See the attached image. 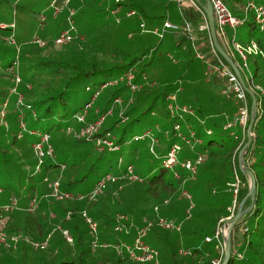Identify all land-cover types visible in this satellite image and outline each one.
<instances>
[{
    "label": "trees",
    "instance_id": "16d2710c",
    "mask_svg": "<svg viewBox=\"0 0 264 264\" xmlns=\"http://www.w3.org/2000/svg\"><path fill=\"white\" fill-rule=\"evenodd\" d=\"M3 2L9 3L10 0H0V5ZM224 2L242 21L240 26L246 28L249 35L246 41L243 36L238 40L244 45L253 43L257 49L256 53L246 51L251 77L244 69H239L246 86L257 99L251 129L252 140L243 163L254 175L255 188L252 196L246 198L244 203L243 208L249 209L232 227L231 253L227 264H264V31L258 28L250 10L247 12L248 18H245L243 8L246 0ZM110 3L113 5L111 1L105 0H71L70 6L76 11L74 20L77 31L83 39H73L61 47L53 44V38L66 27V9L59 12H63L64 18V25L60 30L56 31L53 27L46 35L34 36L24 44L17 40L13 21L7 23L13 26L0 28L8 31L4 33L6 37L0 38V200L10 203L11 199H16L20 204L29 203L33 198L38 200L37 209L33 213L23 212L19 215L21 212H10L5 231L9 245L0 242V264H151L135 262L125 252L118 254L112 245L122 242L131 244L135 235L134 226L143 224L145 218H153L157 215L156 212L158 216L177 217V223L180 222L183 226L182 229L180 226L181 230L154 227L149 231L145 241L159 251V264H212L214 259H220L221 264L224 250L221 253L215 241L206 242L205 238L214 233L218 222L228 214L226 207L231 203L232 195L230 194L226 203L219 189L233 179L235 172L240 179L237 206L249 191L250 178L240 170L238 159L239 151L247 142V134L246 131L245 134L241 131L239 125L233 129H224L228 120L225 121V115L233 119L238 115L240 107L232 95L228 97L220 93L223 80L216 73L206 80L205 72L217 63V59L211 50L208 31L198 29L202 23L201 13L194 6L184 7L175 0H125L122 12L135 10L138 14V17H133L136 27H133L134 21L130 19L122 26L113 20L116 26L110 27L112 20L109 21L107 17ZM236 3L239 9L235 7ZM50 8L49 13L37 11L40 14L37 20L40 24L47 20H57L60 14H55L53 8ZM165 20L178 25V31L167 29L162 39L152 33L140 31L141 21L147 28H153L160 27ZM185 25H189L191 30H184ZM256 31L259 33L255 36ZM129 32L133 35L130 36ZM227 33L229 34V30ZM38 38L43 44L37 41ZM197 53L202 55V59L196 57ZM227 53L239 68L241 60L238 54ZM217 55L227 64L218 52ZM16 60L17 72L19 73L20 64L24 72L23 77L19 73L21 82L17 85V90L23 95L24 104L31 105V109L25 113L26 130L21 137L18 136L21 129L16 120V106L12 112L15 114L16 129L11 130L6 120L9 96L14 95L16 100V95L10 93L14 86L11 68ZM132 68L134 81L143 84L142 89L134 94L130 93L125 81H119L123 73ZM82 76H94L96 80L84 85L88 99L69 114L68 95ZM107 79H116L118 82L105 87L111 88L100 104L95 106L105 88L94 99L93 94ZM171 93L177 94L180 104L193 109L196 117L200 118L199 121L186 115L181 118L177 115L168 116L166 97ZM116 98L122 100L120 104L114 103ZM246 99L251 113L249 94H246ZM6 100L7 105H4ZM91 101V106L86 108L83 119H80L79 115ZM108 109H112V113L106 116L100 128L89 139L76 137L75 132L95 121ZM27 114L30 118L28 124L32 128L28 127ZM150 115L153 116L151 126H143V132L151 131L158 140L167 134V143L163 150H156L155 147L153 151H150L149 143L148 155L140 154V145L137 143L149 142V138L140 137L143 132L138 133L137 126ZM45 119L53 120L44 130L33 128L39 120ZM175 123L179 125L178 131L174 129ZM248 123L249 119L246 126ZM158 124L162 126L155 133L153 130ZM189 126L195 133L192 137H189V131L186 130ZM34 130L50 134L53 154L45 158L39 168H35V156V167L25 170L17 157L23 158L27 154L21 152L27 146L25 133L26 137H35L34 141L37 140L36 135L29 133ZM51 133L57 134V138H53ZM183 135L189 137V143L182 139ZM108 136L114 139L120 149L97 151L101 154H117L115 163L121 164V168L114 174L120 178L110 183L95 200L88 197L65 201L50 198L53 199L50 203L49 199H45L44 195L48 194L50 184L54 181H58L63 192H72L74 196L83 194L72 191L85 176H70L76 162L69 164L67 169L69 154L64 147L89 143L96 150L95 140ZM34 141L28 145L35 155L31 145ZM176 144L178 163L173 169H167L162 160L170 147ZM129 146L128 160L119 163L118 158L123 159L122 153ZM12 147H15L17 155L13 152L11 154ZM198 153H203L206 157L193 175L181 166V162L194 159ZM145 158H150L152 164L155 160H160V164L156 170L152 168L149 176L142 177L136 170L142 168L141 159ZM135 161L140 163L134 170ZM129 165L140 176L141 181L123 177ZM108 166H114L113 162H109ZM205 189H208L207 196L211 197L206 198V201ZM183 190L193 193V208L181 198ZM151 198L152 206L148 208L146 205ZM206 202L217 207L210 218L200 223L198 220L203 215L199 213L200 210L193 211L205 208L203 204ZM83 212L96 222V232L89 228ZM118 215L122 219L118 220ZM207 221L213 226L209 232L204 231ZM115 225L127 227V233L116 232ZM65 232L71 237V241L66 238ZM18 233H21V239L17 238ZM93 241L97 242L95 248ZM36 242L39 244L35 245ZM40 242H45L44 247L40 246ZM198 242L201 243L198 245ZM104 243L108 246L104 247ZM14 244L17 248L12 246ZM182 246L185 253L180 250Z\"/></svg>",
    "mask_w": 264,
    "mask_h": 264
},
{
    "label": "built area",
    "instance_id": "2783aa9c",
    "mask_svg": "<svg viewBox=\"0 0 264 264\" xmlns=\"http://www.w3.org/2000/svg\"><path fill=\"white\" fill-rule=\"evenodd\" d=\"M124 1L125 0H112L113 5L110 8H108L109 12L114 16H117L118 13L121 12L120 8L122 7V3ZM175 1H177L181 6L184 7L194 6L201 13L202 23L198 27V29L208 31L211 42V50L217 59V63L209 67L205 72L206 80L209 79L210 75L216 73L223 80V85L221 87L220 93L224 96L234 95L236 97L237 103L239 104L240 107L238 115L232 119L233 121L231 120L232 123H228V124L226 123L224 125V129L227 130L232 126L239 125L242 128V132L245 134V127L249 119V116L251 114L249 112L248 102L246 99L247 92L243 89L236 74L234 73L232 68L228 65V63L226 64L221 59L218 58L217 51L213 45L210 36L207 17L203 9L198 5V3L195 0H175ZM70 2L71 0H52L50 4L55 14L61 12L62 9L67 10V14H66L67 25L65 28L60 30L58 34L53 38V44L58 47L69 43L73 39H83V36L78 34L75 20L73 19L75 10L70 6ZM210 3L213 8L216 35L219 42H222L225 45L231 44L234 51L238 54L241 60L239 69L240 68L244 69L248 74V76L251 77L250 69L247 66L246 51L256 53L257 49L255 48V45H253V43L250 46L244 48L240 45V43L236 42V35H237L236 28L240 26L242 21L232 13L230 8L225 4L224 0H210ZM243 10L246 12L245 18H248L247 12L250 10L253 13L254 21L258 25V28L261 31H264V7L262 5L254 3L251 0H246V5L243 8ZM135 14H137L135 10H128L125 12L126 17L134 16ZM10 26H13V24H9L8 26L5 23H0V28L5 29L6 27H10ZM139 27L141 32L152 33L160 39L163 38L165 32H167L166 31L167 29L178 31V25L173 24L168 20H165L160 27L147 28L143 22L140 23ZM183 29L188 31L191 30L189 25H185ZM228 30H229V34L227 33ZM38 40L39 38L37 39V41ZM10 41L13 42L12 39H10ZM39 43L43 44V41L39 40ZM16 50L18 53L19 48H17ZM196 57L202 59V55L200 53H197ZM17 67H18V61L16 60L11 68V72L13 74L14 86L10 89V93L16 95V100H15L16 115H17L16 120L18 121L19 123L18 126L21 129L18 133V136L21 137L23 135V132L26 130L25 122H24L25 112L26 110L31 109V105L24 104V97L17 90V85L21 82V78L19 76V73L17 72ZM143 78L146 79V77L144 76ZM134 79L135 77H134L133 68L123 73V76L119 78V81L126 82V85L131 94L137 93L142 89L143 86L142 83L135 82ZM117 82L118 80L116 79H107L106 81L101 83L98 91L95 94H93V99L96 98V96L99 94V91H101L103 88L107 86L116 85ZM132 96L130 98L131 103L133 102ZM176 98H177L176 93H171L166 97L167 108L169 111H171V113H173L172 116L177 115L180 118L183 115L190 117L195 116L193 109L187 107L186 105L179 104ZM121 101L122 100L120 98H116L114 100V103L120 104ZM91 104L92 101L86 105L84 112L81 115H79L80 119H83V116L85 115L86 112V108L90 107ZM4 105H7V100L4 102ZM111 113H112V109H108L107 111H105V113L101 114L95 121L81 128L78 132H75L76 137H86L89 139L100 128L106 116L110 115ZM33 115H35L34 111H33ZM1 117L2 118L4 117V112L2 113ZM174 129L176 131L179 130L178 123H175ZM187 130L189 131V137H192L195 134L194 131L190 129V127ZM29 133H32L37 136V140L34 141L32 146L35 152V156L38 159L37 168H39L44 163L45 158L51 157L53 154V148L49 141L50 134L44 132H38L35 130ZM144 136L149 138L148 140L150 143V151H153L154 146L158 144V138L151 131L143 132V135H141L140 137L144 138ZM165 136L167 137V134H165ZM189 137L183 135L182 139L186 140V142L189 143ZM94 145L96 150L107 149L109 151H114L120 149L119 146L116 145V143L114 142V139L109 138V136L106 138H97L94 142ZM177 150H178L177 144L170 147V149L168 150V152L166 153V155L162 160V163L165 168L173 169L176 166V164L178 163ZM205 157H206L205 154L198 153L194 159H187L181 162V166L186 170H188L191 174H195L197 168L205 160ZM122 161H123L122 158H118L119 163H122ZM123 177H126L132 181H141L140 176L134 173L131 165L127 167V170L124 172ZM119 178L120 176H117L115 174L106 173L95 183L91 191L88 193L89 194L88 198L95 200L97 196L101 194L110 183L117 181ZM53 185H54L53 195L55 197L52 198H55L56 200L75 198L74 194L69 191L63 192L61 190H57L58 181H54ZM230 187L233 194V199L232 202L226 208L228 214L224 219H221L218 222L214 233L211 236H207L205 238L206 242L215 241L216 247H218L221 253H223L224 250L223 238H224V232H226V227H227L225 221L229 220L234 215L237 206V194L240 188V179L237 175V172H235L234 174L232 182L230 183ZM86 195L80 194L77 198L82 199L86 197ZM181 195H182L181 197L187 200H191V195L187 190H183ZM45 196H47V194H45L44 197ZM48 199L50 200V198ZM34 202L36 205H33ZM15 204H16V200H13L10 203H8L6 206L3 205V208L5 211L7 210L11 211ZM30 205H32L33 208H36L38 204L33 198V200L30 201ZM192 206L193 204H190V208H192ZM154 209L155 211H157V207H155ZM83 216L85 217V220L88 223V226L92 230V232H96V227H97L96 222L93 221L89 216H87L86 212H83ZM157 218H159L158 215L155 219H149L150 221H146L145 218L143 224L138 226L135 225L134 226L135 235L132 243L129 244L126 242H122L121 244H119L118 254L122 255L125 252L131 260L141 261L144 263L158 264V255H159L158 250L150 246L145 241L146 236L148 235L149 231L154 227L161 226V227L179 230L180 224H178L177 221L175 220H166L164 218H159V219ZM64 234L66 235V238L69 241H71V237L66 232ZM0 242L4 243L5 245H9V243L7 242V236L3 231H0ZM96 246H97V242L93 241V247ZM103 246L106 247L108 246V244L104 243ZM219 263H220V259H214L212 261V264H219Z\"/></svg>",
    "mask_w": 264,
    "mask_h": 264
},
{
    "label": "rangeland",
    "instance_id": "374dc122",
    "mask_svg": "<svg viewBox=\"0 0 264 264\" xmlns=\"http://www.w3.org/2000/svg\"><path fill=\"white\" fill-rule=\"evenodd\" d=\"M105 1H111L112 2V0H105ZM251 1H253L254 3L259 4V5L262 4V6L264 5V0H251ZM50 2H51V0H10L9 3L8 2H3L0 5V22H4V23L7 24L10 21H13L15 23L16 30H17V40L21 44H24V42H26V41H28L30 39H33L34 36L46 35L48 33V31L50 29H52L53 27H55L56 31H58L64 25V18H63V14H62L63 12L59 13L60 15H58V18H57L56 21L47 20L43 24H40V22L37 21L40 18V14H38V12L40 10L45 11L47 13L50 12V9H51L50 8ZM111 6H112V4L109 7H111ZM122 8H123V6L120 8L121 12H119L117 16H114L113 14H111L108 11V16H107L108 20L109 21L112 20L111 23L109 24L110 27H115L116 26V24L114 22L120 23L119 25L122 26L124 23H126V20L130 19L131 21H134L133 17L127 18L125 16V12H122L123 11ZM117 17H118V20H117ZM73 19H74V17H73ZM113 20H114V22H113ZM7 25L9 26V24H7ZM65 25H67L66 22H65ZM136 25H137V23H135V21H134L133 27L135 28ZM76 27H77V25H76ZM0 32H1L0 33L1 34L0 38H3V37H6V35L4 33H7L8 31L0 29ZM236 32H237V35H236L237 36L236 37L237 41H239L238 38L241 35L244 37V41L249 39V35L247 33L246 28H244L242 26H239V27L236 28ZM129 33H130V36L133 35L132 32H129ZM258 33H259V31L258 32L256 31L254 33L255 36L258 35ZM147 35H149V34H145V36H147ZM238 43H240V42H238ZM240 45L242 47L246 48V47L250 46L251 44L244 45L243 43L242 44L240 43ZM225 47H227V45H225ZM160 48L162 49V46H160ZM19 73L23 77V73L24 72L21 69V64L19 66ZM95 80H96V78L94 76H89V77L82 76V77H80L78 83L74 87V90L72 92H70V95H68V103L69 104H68V110L67 111H68L69 114H70L71 111H73V109H75V107H77V105H81L83 103V101L88 99L89 95H88L87 92H85L84 85L87 82L95 81ZM110 88L111 87L105 88L101 92V94L99 95V97L96 100L95 106L97 104H100L101 99L107 95V93L109 92ZM228 97H230V96H228ZM232 97H234L235 102H237L236 97L234 95H232ZM176 100L180 104L178 98H176ZM14 109H15V96L14 95H10L9 96V105H8V109H7L8 110V115H7L6 120L8 122L9 127L11 128V130H15L16 127H17V123H16V120H15V114H12ZM60 110L62 111V107H60ZM35 112H36V110H35ZM167 113H168V116H172V114H173V113H171V111H169ZM36 114H37V112H36ZM156 114H157V116L159 115L158 113H156ZM26 116H27L26 118H27V124H28L29 123L28 120L30 118H28V114ZM146 118H147L145 120L146 122L143 120L137 126V132L140 133V134L144 130L143 126H145L146 128L151 126V119L153 118V116L150 115V117L147 116ZM191 119L194 120V121H199L200 118L196 117V115H195ZM226 119H228V120L226 121ZM231 119L232 118H229L227 115H225V121H226L225 124L226 123L227 124L228 123H232L233 120L231 121ZM52 120L53 119L39 120L35 124V126L33 128L39 129V130H44L46 126L51 124ZM158 125L159 126L156 127L153 130L155 133H157L158 130L160 129V127L162 126V124H158ZM28 127L32 128V127L29 126V124H28ZM231 128L233 129V128H235V126H232ZM231 128H229V129H231ZM245 131H247V126L245 127ZM51 135L53 136V138H57V134L51 133ZM129 137H130V135L128 136V138ZM165 137L159 138L158 144L154 146V148L156 147V150H160V149L163 150L165 148V145L167 143ZM25 138H26L25 140L27 142L26 143L27 146H26V148H24V150L22 149L21 152H23V153L27 152V154L23 158H19V156L17 158H18V162L20 164H22L23 169L26 170V169H28V167H30L32 169L35 167V155H34L33 151H31V149L29 148V145H28L29 142L34 141L35 137H26V133H25ZM137 144L140 145V146L138 145L139 148H140V154L144 153V154L148 155L149 142H147V141H139ZM179 144H180V142H178V145ZM54 145L56 147V143ZM129 148H130V146L128 148H125L123 153H122L123 154V161H127L128 158H129V156H128ZM14 149H15V147L11 148V154L14 153V155H17V152H15ZM64 150H65L66 153L69 154V157L67 158V169H68L69 164L73 163V161L76 162V165H74L73 169L71 170L72 173L70 174V176L79 177V178L85 176L83 181H81L77 186L73 187L72 191H74V192H79V193H83V194L88 193L90 191V189L93 187V185L96 183V181L99 180L102 176H104L106 172L114 174L119 168H121V166H120L121 164L118 165L117 163H115V160H116V157H117L116 153L106 152L105 154H101V152H98L97 150H95L92 147V145L89 144V143H80L79 146H74V147H64ZM141 161L143 163V166L141 165L142 168H138V170H136V171L137 172L139 171L138 174L141 175L142 177L149 176L150 175V171L152 170V168L154 170H156L157 167L160 164V160H158V161L155 160V163L152 164V161L150 160V158H145L143 160L141 159ZM109 162H113L114 166H112L110 168L108 166ZM139 163H140V161H137V163H136V161L134 162V164H133L134 165V170H135V166L139 165ZM37 165H38V159L36 158V167L35 168L38 167ZM198 168H197V170H198ZM139 169H141V170H139ZM38 172H41V170H39ZM196 173H197V171H196ZM195 174H193V175H195ZM195 180H196V178H194V181ZM231 182H232V179L230 181H228L225 186H222L219 189L220 190V194H221V196H223V199H224V201H226V203H228V200L230 198V194L232 195V199H233V194H232L231 187H230V183ZM57 190H61L59 183H58V189ZM207 190L208 189H205V191H204V200L205 201H206V198H208V199L211 198L210 196H207ZM53 193H54V185H53V183H51L50 187H49L48 194H47V196H45V199L48 200V198L55 197L53 195ZM216 193H218V189H216ZM88 195L89 194H87L86 197H88ZM190 195H191V200H187V199H185L183 197H181V198H183L185 201H187L188 204L189 203L190 204H194L195 198L193 196V193H190ZM78 196H79V194L75 195V198L77 199ZM0 198H2L1 194H0ZM13 200H16V199H11L10 202L13 201ZM34 200L36 201V203L38 202V200H36V199H34ZM61 200H64V199H61ZM61 200L59 199V201H61ZM49 202L52 203L53 199H50ZM152 202H153V199L151 198L148 201V204L147 205L145 204V205L148 208H151ZM8 203H9L8 201L0 200V231H3V232H5L7 230L8 221H9V215L11 214L10 212L18 211V212H21L19 215H22L23 212L24 213H26V212L33 213L37 209V208H33V206L30 205V201H29V203L22 202V204H20L19 200H16V204L14 205L13 209L11 211L10 210L5 211L4 208H3V205L6 206ZM205 204H203V206L205 208H199L198 210L194 209V211H193V212H195V211L199 212V210H200L199 213L203 215L204 219L202 217L200 220H198L200 223L203 220L206 221L207 218H210L211 215L216 210V207H217V205H214V207L210 206L208 204V202H206ZM33 205H36L35 202H34ZM193 207L194 206H192V208ZM186 212H188V211H186ZM188 213H190V212H188ZM155 214L158 215V213H155ZM157 215H155L151 219H155L157 217ZM117 218H118V220L122 219V217H120L119 215L117 216ZM159 218H164L166 220H175V221H177V219H176L177 217H174V216L168 217V216H161L160 215ZM159 218H157V219H159ZM149 219L150 218H146V221H150ZM179 223L180 222H178V224ZM194 224H195V222H194ZM180 226H181V229H182L183 226L182 225H180ZM158 228L159 229H163V230H169L170 229V228L161 227V226H159ZM212 229H213V226L211 225V223L209 221L205 222L204 231L209 232ZM114 230L116 232H124V233H127V231H128L127 227L118 226V225L114 226ZM170 230H174V229H170ZM226 232H227V228H226ZM226 232H224V236L226 235ZM56 233L59 234L58 232H56ZM207 236H209V235H207ZM17 238L21 239V233H18ZM200 243L201 242H198V245ZM38 244L39 243H37V242L35 243V245H38ZM44 244H45V242H40V246L43 245V247H44ZM12 246L14 248H17L16 244H14ZM112 246L114 247V249L118 253L119 244H114ZM93 248H95V247H93ZM180 250L184 251V253H185V250H184L183 246L180 248ZM158 253H159V251H158ZM182 255H184V254H182ZM158 259H159V255H158ZM135 262L144 263V262H141V261H135ZM158 264H159V260H158Z\"/></svg>",
    "mask_w": 264,
    "mask_h": 264
},
{
    "label": "water",
    "instance_id": "95a60500",
    "mask_svg": "<svg viewBox=\"0 0 264 264\" xmlns=\"http://www.w3.org/2000/svg\"><path fill=\"white\" fill-rule=\"evenodd\" d=\"M203 9L206 17H207V21H208V27H209V32H210V36L213 42V45L216 49V51L219 53L220 56H222L228 63V65L232 68V70L234 71V73L236 74L240 84L242 85L243 89L249 94V96L251 97V114L249 117V123L247 126V142L244 144V146L241 148V150L239 151V155H238V159H239V167L240 170L243 172V174L249 176L250 178V188L249 191L246 195V197L239 203V205L236 208V211L234 213V215L229 219L226 220V228H227V232L226 235L223 238V243H224V257H223V261L221 264H227L229 257H230V253H231V230L233 225L242 217L243 214H245L247 212L248 208H243L244 207V203L246 198H248L249 196L251 197L253 192H254V188H255V178L253 173L245 168L243 166L244 163V155L247 151V148L249 147V145L251 144V129L255 120V113H256V103H257V99L255 94L246 86L240 70L238 68V66L234 63V61L230 58V56L228 55V53L223 49V47L221 46L217 35H216V27H215V20H214V14H213V8L212 5L210 3V0H204V4L201 3L200 0H195Z\"/></svg>",
    "mask_w": 264,
    "mask_h": 264
},
{
    "label": "crops",
    "instance_id": "0c3cea01",
    "mask_svg": "<svg viewBox=\"0 0 264 264\" xmlns=\"http://www.w3.org/2000/svg\"><path fill=\"white\" fill-rule=\"evenodd\" d=\"M201 1V3H203L204 4V0H200ZM235 7L236 8H240L239 7V5L236 3L235 4ZM42 11V10H41ZM138 14H135L134 16H137ZM134 16H130V17H127V18H131V17H134ZM138 17V16H137ZM135 19H137V18H135ZM138 19H140V20H142L140 17L138 18ZM141 22H143V21H141ZM140 22V23H141ZM144 23V22H143ZM145 24V23H144ZM237 37V36H236ZM241 38H242V35L240 36ZM236 42H240V41H237V39H236ZM221 43V45H222V47L226 50V52H235L234 51V49H233V47L231 46V44H227V47H225V44H223L222 42H220ZM241 43V42H240ZM242 44V43H241ZM236 53V52H235Z\"/></svg>",
    "mask_w": 264,
    "mask_h": 264
},
{
    "label": "bare ground",
    "instance_id": "6f19581e",
    "mask_svg": "<svg viewBox=\"0 0 264 264\" xmlns=\"http://www.w3.org/2000/svg\"><path fill=\"white\" fill-rule=\"evenodd\" d=\"M8 44V43H7ZM37 44V43H36ZM27 88V87H26ZM94 106V105H93ZM142 133V132H141Z\"/></svg>",
    "mask_w": 264,
    "mask_h": 264
}]
</instances>
